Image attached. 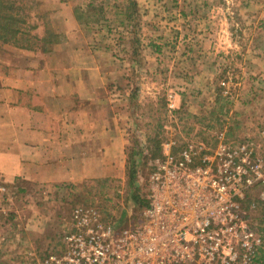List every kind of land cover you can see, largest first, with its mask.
Returning <instances> with one entry per match:
<instances>
[{
  "label": "rangeland",
  "instance_id": "1",
  "mask_svg": "<svg viewBox=\"0 0 264 264\" xmlns=\"http://www.w3.org/2000/svg\"><path fill=\"white\" fill-rule=\"evenodd\" d=\"M17 3L24 4L25 21L50 29L60 40L65 36V12L71 14L82 23L78 24L86 42L111 62L115 104L120 105V122L127 125L128 168L122 179L88 180L46 194L36 190V196L14 194L0 185L5 187L0 192V264H28V252L37 258L59 253L76 206L96 208L119 230L140 223L152 161L157 147L169 140L178 147L189 140L212 151L223 133L233 144L262 150L264 0ZM132 168L133 184L128 179ZM260 193L259 188L251 189L241 201L252 228L263 239L253 264H264ZM35 198L48 203L44 210L48 221L33 227L23 206L32 199L39 209ZM39 234H44L43 242Z\"/></svg>",
  "mask_w": 264,
  "mask_h": 264
},
{
  "label": "crops",
  "instance_id": "2",
  "mask_svg": "<svg viewBox=\"0 0 264 264\" xmlns=\"http://www.w3.org/2000/svg\"><path fill=\"white\" fill-rule=\"evenodd\" d=\"M65 15L64 40L55 44L43 46L42 25L30 32L38 41L29 48L0 41V185L14 194L36 196V190L126 174L127 125L115 104L111 62ZM37 202L39 209L32 199L23 206L33 227L48 221V203ZM38 236L43 242L44 234Z\"/></svg>",
  "mask_w": 264,
  "mask_h": 264
},
{
  "label": "built area",
  "instance_id": "3",
  "mask_svg": "<svg viewBox=\"0 0 264 264\" xmlns=\"http://www.w3.org/2000/svg\"><path fill=\"white\" fill-rule=\"evenodd\" d=\"M259 135L262 150L223 133L212 151L189 140L163 143L140 223L119 230L96 208L76 206L61 251L28 252V264H253L263 239L241 201L259 188L264 203V129Z\"/></svg>",
  "mask_w": 264,
  "mask_h": 264
},
{
  "label": "trees",
  "instance_id": "4",
  "mask_svg": "<svg viewBox=\"0 0 264 264\" xmlns=\"http://www.w3.org/2000/svg\"><path fill=\"white\" fill-rule=\"evenodd\" d=\"M17 1L19 0H0V41L3 43L14 45L24 43L25 47L29 48L30 43H35L34 39L38 41L36 37L30 34V32L36 30L38 26H36L35 24L30 25L28 21H25L24 4L17 3ZM77 23L82 25L81 22ZM42 42L43 46L55 44L59 42V35L50 31V29L45 28V35ZM157 152L158 153L156 157H159L161 154V147L160 149L157 147ZM127 168L128 167L126 166V171ZM133 168L131 169L132 171L129 174L128 178L132 184L134 181ZM135 201L139 202L137 195L135 196ZM143 204L145 206L146 202H143ZM248 216L250 217V215Z\"/></svg>",
  "mask_w": 264,
  "mask_h": 264
}]
</instances>
